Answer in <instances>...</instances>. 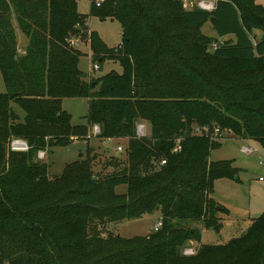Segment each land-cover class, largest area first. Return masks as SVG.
I'll use <instances>...</instances> for the list:
<instances>
[{
    "label": "trees",
    "instance_id": "trees-1",
    "mask_svg": "<svg viewBox=\"0 0 264 264\" xmlns=\"http://www.w3.org/2000/svg\"><path fill=\"white\" fill-rule=\"evenodd\" d=\"M91 16L116 19L122 45L109 48L90 30ZM208 20L214 45L201 29ZM16 26L27 39L22 54ZM253 30L262 32L255 41ZM77 37L89 42L91 58L117 61L122 71L86 81ZM0 70V264H99L102 255L100 264H202L206 256H215L208 264H264V213L225 244L178 253L184 241L200 242L202 230L223 227L217 213L228 210L212 198L213 182L237 178V168L209 154L225 132L264 147L263 5L216 0L203 10L181 0H90L89 13H80L76 0H0ZM63 97L88 99L87 126L71 124ZM139 117L151 125L144 141L135 137ZM91 124L100 138H128L127 165L99 180L84 158L50 178L36 153L90 137ZM18 139L27 150L11 148ZM121 184L124 193L115 191ZM156 210L161 225L144 237L91 232L93 216L140 218Z\"/></svg>",
    "mask_w": 264,
    "mask_h": 264
},
{
    "label": "rangeland",
    "instance_id": "rangeland-1",
    "mask_svg": "<svg viewBox=\"0 0 264 264\" xmlns=\"http://www.w3.org/2000/svg\"><path fill=\"white\" fill-rule=\"evenodd\" d=\"M215 1L181 0L185 8L203 10H211L214 7ZM255 1L264 6V0ZM76 2L77 10L80 13H89L90 0H76ZM90 27L91 31L96 32L109 48H114L121 42V26L116 19L107 18L101 20L96 16H91ZM201 29L203 33L211 37V45H214L215 39L218 37L211 22L209 20L206 21ZM16 34L17 52L18 54H22L27 39L17 26ZM250 34L253 41H255L262 32L253 30ZM233 38L230 35L221 39L233 40ZM72 44L83 53L79 58L78 68L86 76V81L101 77L110 70H115L119 73L122 71V67L117 61L109 59L94 60L91 58L90 44L86 39L83 40L82 37L73 38ZM94 64L98 65L97 69L93 68ZM5 91L6 87L0 70V92ZM60 104L64 110L71 114L72 125H88L86 119L88 99L86 97H63ZM11 107L19 116L20 121H23L25 116L23 109L14 102H11ZM135 124L137 126L141 125L145 132L139 139L140 136H138L135 130L136 139L144 141L150 135V122L139 117ZM206 131V127L201 128V130L196 127L194 128V133ZM88 133H90V137L72 136V141L67 146L44 148L42 149L44 156L39 158L37 152L35 159L49 165L48 174L50 178L62 175L66 164L84 158L91 160V174L99 180L114 175L127 165L126 148L128 138H111L109 140L107 138H100L98 136L99 132L94 133L93 124L89 127ZM231 136L230 133L225 132L226 138L222 140L220 146L212 149L209 154L210 160H231L232 165L237 168V178L222 177L215 179L213 182L212 198L218 205L228 210L226 213H217L223 227L220 232H215L212 229L202 230L200 242L194 240L184 241L178 248L180 256L189 257L196 254L201 243L225 244L232 237L243 234L251 224L252 218L264 213V167L260 163V161L264 160V147L256 140H243ZM119 146L122 147V150L117 149ZM115 191L118 193L126 192V184L116 186ZM160 216L158 210L153 213H146L140 218L123 217L117 219L115 217V219H110L108 216H93L90 221V228L94 236L98 238H141L146 236L150 231L156 230L155 225L160 220ZM181 224L188 227L190 225H199L198 223ZM129 245V248H135L136 246L133 244ZM214 257L210 258L206 256L201 260V263L208 264ZM104 261H106V258L102 255L100 263ZM181 261L179 259L167 260L160 264H183Z\"/></svg>",
    "mask_w": 264,
    "mask_h": 264
},
{
    "label": "built area",
    "instance_id": "built-area-1",
    "mask_svg": "<svg viewBox=\"0 0 264 264\" xmlns=\"http://www.w3.org/2000/svg\"><path fill=\"white\" fill-rule=\"evenodd\" d=\"M122 44H121V42L118 44V46L120 47ZM93 68L94 69H97L98 68V65L97 64H94V66H93ZM137 126V125H136ZM93 131H94V133H97V132H99L100 131V128H99V126L98 125H93ZM136 131H137V134H138V136H142V135H144L145 134V132H144V130L142 129V127H141V125H138L137 126V128H136ZM10 146H11V148L12 149H15V150H27V148H28V146H27V144L23 141V140H12V142L10 143ZM179 147L177 146L176 148H175V150H177ZM117 149H119V150H122V147L121 146H119V147H117ZM37 155H38V157L39 158H42L43 156H44V151H42V150H39L38 151V153H37ZM165 159H162L161 161H160V165H162V164H164L165 163ZM260 163L262 164V166L264 167V160L263 161H260ZM261 179H262V177H261ZM160 225H161V222L160 221H158L157 223H156V225H155V229H157L158 227H160Z\"/></svg>",
    "mask_w": 264,
    "mask_h": 264
},
{
    "label": "crops",
    "instance_id": "crops-1",
    "mask_svg": "<svg viewBox=\"0 0 264 264\" xmlns=\"http://www.w3.org/2000/svg\"><path fill=\"white\" fill-rule=\"evenodd\" d=\"M90 23H91V17L88 19V26H89V28H90V30H91ZM255 31L260 32V31H258V30H255ZM231 137H232V136H231ZM109 139H111V138H108V140H109Z\"/></svg>",
    "mask_w": 264,
    "mask_h": 264
},
{
    "label": "water",
    "instance_id": "water-1",
    "mask_svg": "<svg viewBox=\"0 0 264 264\" xmlns=\"http://www.w3.org/2000/svg\"><path fill=\"white\" fill-rule=\"evenodd\" d=\"M212 20H213V18L210 19V21H212Z\"/></svg>",
    "mask_w": 264,
    "mask_h": 264
}]
</instances>
